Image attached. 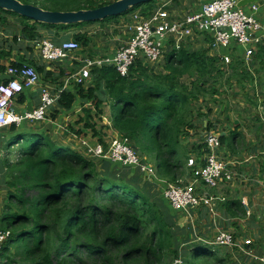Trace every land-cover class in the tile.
Listing matches in <instances>:
<instances>
[{
  "label": "trees",
  "instance_id": "16d2710c",
  "mask_svg": "<svg viewBox=\"0 0 264 264\" xmlns=\"http://www.w3.org/2000/svg\"><path fill=\"white\" fill-rule=\"evenodd\" d=\"M19 1L46 11L77 12L118 0ZM158 1L135 11L151 15L159 8ZM3 15L20 17L0 9L1 21ZM20 18L22 38L34 44L43 40L42 29L55 31L57 38L61 32L96 24L48 26ZM119 21L110 18L100 25ZM73 41L87 49L92 39L80 33ZM8 55L0 50V59ZM165 57L163 66L138 60L126 77L110 65L95 67L90 85L63 90L57 106L71 111L79 100L84 109L78 125L83 127L69 126V132L83 139L84 131H90L104 145V136L94 122L109 106L113 128L143 153L145 163L155 153L157 176L179 186L186 177H193L190 157L200 162L205 153L204 142L190 141L202 131L208 134L217 129L211 120L210 102L216 105L224 88L233 84L244 87L259 79L264 86V51L254 56L252 70L239 56L224 66L208 50L192 53L181 47ZM26 64L11 63L7 69L0 65V73ZM30 66L46 83L57 85V90L63 87L64 72L56 76L38 64ZM1 82L5 81L0 77ZM87 105L91 107L85 108ZM29 126L13 124L0 131V186L7 191L0 231L9 233L1 264H174L178 259L184 264H241L225 250L228 248L210 245L195 236L192 226H182L184 215H178L163 194L153 190L139 169L88 160L53 141L52 129ZM238 129H232L231 135L223 129L222 146L236 144ZM139 177L145 186L141 187ZM233 208L247 217L242 199L228 203V210ZM240 257L245 258L244 264L251 263L248 257Z\"/></svg>",
  "mask_w": 264,
  "mask_h": 264
},
{
  "label": "built area",
  "instance_id": "2783aa9c",
  "mask_svg": "<svg viewBox=\"0 0 264 264\" xmlns=\"http://www.w3.org/2000/svg\"><path fill=\"white\" fill-rule=\"evenodd\" d=\"M240 0H210L203 7L185 17L182 20H174L169 11V4H163L151 15L145 16L140 11L130 15L128 23L123 27L128 33V40L115 52V55L101 58H88L84 61L81 69L70 75L63 81L60 90L53 91L44 86L41 88L40 105L33 112L17 114L13 110L14 99L24 90L38 86L40 75L32 66L21 68L11 67L1 76H9L11 80L0 84V131L11 125L23 123L36 124L48 121L51 109L57 105L63 90L73 89L77 86H87L92 78V69L110 65L117 72L126 77L131 67L138 61L143 60L147 65H156L163 56L165 45L163 40L168 36L178 38L177 49L181 42L190 38L194 31L211 33L213 36L212 48L216 51L221 49V62L228 66L233 61L236 47L243 48V62L250 69L254 56L264 51V18L259 15V7L251 6V13L239 8ZM220 29L222 31H220ZM40 58L45 63H55L68 59L73 53L81 50L79 43L68 41L56 45L48 39L39 43ZM251 61V63H250ZM82 140L87 154L92 158L119 163L125 167L139 169L147 176H154L155 170L146 164L143 158L133 149L132 142L118 136L110 144H102L97 141L91 144L88 140ZM205 153L200 162L196 157H191L188 167L193 171V179L190 183L180 185L166 184L162 194L171 205L173 210L181 212L192 218L195 209L204 207L213 217L217 216L219 203H224L226 198L220 194L221 185L235 183L238 174L236 164L225 161L221 154L222 143L220 134L210 132L205 135ZM201 187V192L197 189ZM206 189V190H204ZM216 190L219 194H213ZM246 215H252L249 203H245ZM9 233L0 231V264L2 253L7 242ZM210 245L228 249H237L239 254L250 258L255 264H264V255L254 253L252 239L238 240L230 231H219ZM174 264H184L178 259Z\"/></svg>",
  "mask_w": 264,
  "mask_h": 264
},
{
  "label": "crops",
  "instance_id": "0c3cea01",
  "mask_svg": "<svg viewBox=\"0 0 264 264\" xmlns=\"http://www.w3.org/2000/svg\"><path fill=\"white\" fill-rule=\"evenodd\" d=\"M210 0H164V4H169V11L172 16V18L176 21L182 20L185 17L191 15L194 12L199 11L203 5L208 3ZM243 0H240V3ZM256 5L259 7V15L260 17L264 18V0H257L254 4H249L247 6L242 7V9L247 12L251 13V6ZM141 12V11H140ZM142 13V12H141ZM2 21L0 20V50L4 49L6 53L9 55L4 58L2 57L0 59V65L5 66L6 69L11 63H32V64H38L39 66H42L45 68V71L51 72L54 75H59L61 72L65 73L64 78L61 79V82L65 81L70 75H73L77 73L81 67L84 64V61L88 58H101V57H109L115 55V52L118 50L119 47L125 43L129 36L127 31L124 29L125 20H127L129 17L120 19V23H111V25H108L107 27H103L100 25V23L92 24V25H84L81 27L70 29L67 32H61L59 37H55V31L48 30V29H42L41 34L43 35V40L48 39L55 43L54 40H57V43L61 44L64 42L72 41L73 37L76 34H87L91 39L92 42L89 46V48L85 49L81 47V50L73 53L68 59L59 61L54 63H45L40 58V47L39 43L34 44L30 41H26L22 38L21 35V28L23 24V20L20 17L14 16V15H3ZM34 22L32 21L31 24ZM15 37L18 39L15 40ZM178 38L176 36L168 35L164 40L163 44L165 45L162 59L158 62V66H163L165 64V56H167L169 53H171L174 50L177 49V43ZM180 43V42H179ZM213 44V36L211 33H202L194 31L193 35L185 39L181 42V47H184L188 49L190 52H199L202 50H208V54L210 57H217L221 54L225 53L222 49L220 51H216L212 48ZM180 47V48H181ZM236 47V53L233 56H239L241 59H243V48L240 46H234ZM251 63V61H250ZM28 64V66L30 65ZM27 65V64H26ZM254 58L252 60V64L250 69H254ZM248 64H246L247 68ZM6 71V70H5ZM40 74V73H39ZM41 82L38 86L32 87L30 89L24 90V92L20 95H18L14 99L13 103V110L17 114H24L27 112H33L36 110L40 105V95H41V88L44 86H47L51 88L53 91L57 90V85L46 83L42 79V74H40ZM3 81L6 83L10 81L9 76H2ZM1 82V83H5ZM90 84H88L89 86ZM87 86V87H88ZM74 89V88H73ZM70 89V90H73ZM91 105H87L85 108H90ZM213 106H211L212 108ZM83 107L79 100L76 101L73 109L71 111H65L61 110L57 105L54 106L50 111V116L48 117V121L43 123H36V124H29L33 127H38L40 129L48 128L49 124L52 123V132L49 133V135L54 138L55 135H57L56 142H58L60 145L64 147H68L72 149L73 151L79 153L84 158L88 160H94L99 161L96 158H92L87 154L86 147L83 145V141L80 140L77 136L73 135L69 132L68 127H73L77 130L81 129L83 125H78L81 117H83ZM213 109V108H212ZM213 109V114L217 111ZM103 117L99 120L98 118L95 119V122L98 125L99 132H101L104 136V142L106 144H110L112 140L117 138L118 136H122L120 133H118L114 128L111 120L110 115V107H106L104 110ZM227 111L224 110V113ZM55 115L56 119L53 120V116ZM211 116V117H212ZM213 122L215 121L216 124H218L219 119H213ZM233 124H235V128L240 127V123L236 122V120L233 121ZM227 126V125H226ZM226 130H229L231 128H225ZM224 129V130H225ZM86 134V137H84V140L90 141L91 144H94L98 141V138H95L93 134L90 131H84ZM218 133V132H216ZM219 134V133H218ZM226 135V132H222L220 135L224 136ZM228 135V134H227ZM225 147V146H224ZM193 157V156H192ZM191 158V157H190ZM148 159V158H147ZM230 162H233L236 164V172L239 174V171L241 172V175L246 178V173L243 170V162L236 161L232 158V160H228ZM250 161V160H249ZM248 163V162H247ZM244 164V163H243ZM149 165V163H148ZM154 166V164H150ZM101 169V168H100ZM155 169V166H154ZM133 171H135L133 169ZM133 176V175H132ZM145 180L148 179V181L151 183L150 186L153 188V190H158L162 194L163 188H165L166 184H172V182L161 178L157 176L156 171L154 176H147L145 175ZM193 177H186L182 180V183H190L192 181ZM144 180V181H145ZM240 184L246 187L245 184H247L248 180H240ZM236 184L227 185L226 183L221 185V189L227 187L231 189V196L226 197V201L224 203H221L219 205V208L217 210V216L215 217V222L220 221V218L223 217L224 220H226L231 226H230V232L234 233L235 236L240 237L238 240H245V239H251L247 236L245 232L251 231L250 225L256 224V225H264L263 222H258L260 220V216L256 214L257 207L255 204L251 203L250 209L252 217H243L241 213H239L234 208L231 210H228V203L237 201L238 199H242L245 203V199L248 197H243L241 195L245 194L246 191L240 190L237 187ZM241 187V186H240ZM198 192H201V188L197 189ZM230 192L227 190L226 193ZM240 194V198L237 197V194ZM216 193V190L213 194ZM249 191L247 190V194ZM7 199V191L4 186H0V218L4 212V205ZM252 200V195L247 200ZM249 203V204H250ZM226 206V207H225ZM252 210L254 212H252ZM179 214H183L179 212ZM256 216H258L259 220H256ZM184 218L185 223L187 218L182 217L180 219V224L182 222V219ZM218 220V221H217ZM182 225V224H181ZM185 225V224H184ZM191 226V224H189ZM246 225V231L243 232L244 239L242 238V229ZM183 226V225H182ZM245 228V227H244ZM219 230L217 231V233ZM217 235V234H216ZM255 242V240H253ZM253 247V246H252ZM259 255V254H258ZM250 259V258H249ZM251 260V259H250ZM251 263H254L251 260Z\"/></svg>",
  "mask_w": 264,
  "mask_h": 264
},
{
  "label": "rangeland",
  "instance_id": "374dc122",
  "mask_svg": "<svg viewBox=\"0 0 264 264\" xmlns=\"http://www.w3.org/2000/svg\"><path fill=\"white\" fill-rule=\"evenodd\" d=\"M163 4L164 0L158 1L159 6ZM133 12H136L135 9L127 15L118 17V19L122 20L127 18ZM225 88L222 91V94L217 97L216 105L210 102L214 110L216 108L218 109L211 117V120L215 118L219 119L216 127L217 129L215 130V132H218L219 134L223 132V129L231 128L227 130L228 135H231V131L237 129L235 128L233 121L236 120L237 123H240V127L238 129L240 134L237 136L236 144L232 147L222 146L221 154L226 162L230 159L232 160L233 158L236 161L244 163H242V165L243 170L246 173V178L244 175L242 176L241 172L239 171L240 175L236 178L234 184L237 182V187L240 190L246 191V193L241 196L249 198L252 195V200H247L248 198L245 200L248 201V203L254 202L253 204H255L257 207L256 214L261 217L259 220L258 216H256V220L264 223V98L262 95L264 93V86L258 79L254 83H246L244 87L233 84L229 88ZM224 110L227 112L224 113ZM205 135V132L202 131L190 142H195L198 140L199 142L203 143L205 140ZM146 162L149 164H154L156 167L158 163L157 155L155 153L149 155ZM132 169L138 170L137 168ZM246 179L248 182L245 184L246 187L244 188V186L240 184L241 182L239 181ZM139 181V183H141V187L145 186L144 180L142 178L139 177ZM202 186L203 185H201L200 188ZM227 190L230 192L226 193L225 195ZM247 190L249 191L248 194ZM156 192H158V190H156ZM212 192L214 193L215 190ZM215 194L218 196L219 193L216 191ZM220 194H222L225 198H228L231 196V189L225 187L220 190ZM241 196L238 192L237 197L240 198ZM251 203L249 204V207ZM220 204L221 203H219V205ZM252 212L254 211L252 210ZM191 214L192 218L187 219V223H185L184 220L181 222V224L183 226L184 224H191L195 236L201 240L203 239L207 240L208 242H212L217 234L218 229L222 231L230 230L231 225L226 220H224L223 217L220 218V221L217 220L218 222H215V217H213L204 207L195 209V211ZM178 215H184V217L187 218L185 214ZM244 227L242 229L241 236L243 235V232L247 230L246 225ZM250 227L252 228L251 231L245 233L252 240H256V243L254 242L255 246L253 248L254 253L256 255L259 254L258 256H261L262 254L264 255V226L253 224L250 225ZM239 238L240 237L237 236V239ZM242 238H245L244 235ZM225 250L227 252L230 251V255L233 254L232 256L235 261H241V264H244L245 258L240 257L241 255L238 254L239 252L237 253L236 250L231 251L230 249Z\"/></svg>",
  "mask_w": 264,
  "mask_h": 264
},
{
  "label": "water",
  "instance_id": "95a60500",
  "mask_svg": "<svg viewBox=\"0 0 264 264\" xmlns=\"http://www.w3.org/2000/svg\"><path fill=\"white\" fill-rule=\"evenodd\" d=\"M154 1L156 0H118L110 5L95 10L53 12L46 11L33 4H23L19 0H0V9L6 12L14 13L39 25L74 26L89 23H102L110 18H118L120 16L127 15L136 7L152 3ZM256 1L257 0H243L238 6L239 8H242L249 4H254ZM220 31L222 30L220 29ZM52 126V124H49V129H52ZM56 138L57 135H55L52 140L56 141ZM133 149L139 156H143V153L136 146H133ZM183 221L184 218L182 219V222Z\"/></svg>",
  "mask_w": 264,
  "mask_h": 264
},
{
  "label": "clouds",
  "instance_id": "9594fccd",
  "mask_svg": "<svg viewBox=\"0 0 264 264\" xmlns=\"http://www.w3.org/2000/svg\"><path fill=\"white\" fill-rule=\"evenodd\" d=\"M136 12H138V11H136ZM133 13H134V12H133ZM131 14H132V13H131ZM131 14H130V15H131ZM130 15H129V17H130ZM128 19H129V18H128ZM128 19L125 20V24L129 22ZM58 62H59V61H58ZM157 64H158V63H157ZM27 66H28V65H27ZM29 66H30V65H29ZM32 67H33V66H32ZM6 72H7V71H6ZM6 72H5V73H6ZM37 72H38V71H37ZM5 73H4V74H5ZM0 74L3 75L2 73H0ZM1 75H0V77L2 78ZM39 75H40V74H39ZM3 77H5V76H3ZM10 80H11V78H10ZM40 82H41V77H40ZM7 83H8V82H7ZM7 83H4V84H7ZM0 84H1V83H0ZM23 92H24V91H23ZM23 92H22V93H23ZM22 93H21V94H22ZM19 95H20V94H19ZM51 124H52V123H51ZM133 146H134V145H133ZM142 158H143V156H142ZM146 164H148V163H146ZM149 165H150V164H149ZM151 166H152V165H151ZM152 167L154 168V166H152ZM154 170H155V169H154ZM178 213H179V212H178ZM254 263H255V262H254Z\"/></svg>",
  "mask_w": 264,
  "mask_h": 264
}]
</instances>
